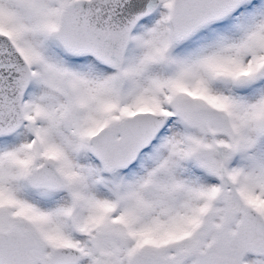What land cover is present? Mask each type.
I'll list each match as a JSON object with an SVG mask.
<instances>
[{
    "label": "snow or ice",
    "instance_id": "snow-or-ice-1",
    "mask_svg": "<svg viewBox=\"0 0 264 264\" xmlns=\"http://www.w3.org/2000/svg\"><path fill=\"white\" fill-rule=\"evenodd\" d=\"M0 264H264V0H0Z\"/></svg>",
    "mask_w": 264,
    "mask_h": 264
}]
</instances>
